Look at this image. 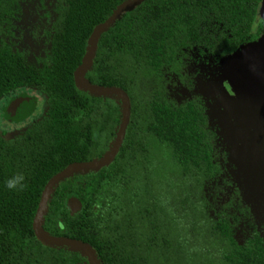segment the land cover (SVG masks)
I'll return each mask as SVG.
<instances>
[{
  "label": "trees",
  "instance_id": "1",
  "mask_svg": "<svg viewBox=\"0 0 264 264\" xmlns=\"http://www.w3.org/2000/svg\"><path fill=\"white\" fill-rule=\"evenodd\" d=\"M124 1L0 0V101L26 89L45 97L42 114L24 128L0 130V264H89L79 250L40 241L33 220L54 174L104 156L116 140L121 99L80 88L74 72L93 29ZM259 2L144 0L100 33L83 75L127 93L129 123L108 165L52 188L45 232L86 242L100 264H264V219L227 173L206 100L194 88L205 64L218 70L257 41ZM33 8L47 20L52 14L36 26L43 40L36 51L15 34ZM17 174L24 191L6 187ZM69 197L80 200L78 212L68 208Z\"/></svg>",
  "mask_w": 264,
  "mask_h": 264
},
{
  "label": "rangeland",
  "instance_id": "2",
  "mask_svg": "<svg viewBox=\"0 0 264 264\" xmlns=\"http://www.w3.org/2000/svg\"><path fill=\"white\" fill-rule=\"evenodd\" d=\"M28 15L16 23L20 44L36 51ZM195 91L207 103L210 123L217 129L226 152L227 173L254 216L264 219V27L257 41L226 56L221 67L208 63L197 77ZM35 100L33 117L24 121L5 118L3 107L16 96ZM45 97L34 90H21L0 101V130L13 134L42 114Z\"/></svg>",
  "mask_w": 264,
  "mask_h": 264
},
{
  "label": "water",
  "instance_id": "3",
  "mask_svg": "<svg viewBox=\"0 0 264 264\" xmlns=\"http://www.w3.org/2000/svg\"><path fill=\"white\" fill-rule=\"evenodd\" d=\"M143 1L144 0H127L120 3L105 21L98 24L93 29L89 37V46L87 48V51L83 56L81 64L74 72V81L80 88L86 89L91 93L98 95H116L121 99L123 104V114L115 142L113 143L111 149L104 156L90 161L72 162L65 166L61 171L54 174L44 186L33 220V231L35 236L40 241L49 245L68 246L79 250L83 255L87 257L89 264H100L96 258L94 249L89 244L80 239L70 238L67 236L50 235L42 229L41 221L45 213L48 197L50 196L52 188L58 183V181L68 177L69 175L77 171L97 170L103 166L108 165L115 158L122 145L131 112L130 100L127 93L123 89L118 87H103L93 84L85 79L83 73L89 67L91 59L96 52L98 37L100 33L106 30L124 11L139 5ZM257 19L264 21V0H260L258 4ZM33 109L34 104L31 103L25 104L24 106L19 105L9 113L8 117L16 120L19 118H24L26 115L30 114ZM67 206L71 210V212L75 213L80 210L82 204L78 198L69 197L67 199Z\"/></svg>",
  "mask_w": 264,
  "mask_h": 264
},
{
  "label": "flooded vegetation",
  "instance_id": "4",
  "mask_svg": "<svg viewBox=\"0 0 264 264\" xmlns=\"http://www.w3.org/2000/svg\"><path fill=\"white\" fill-rule=\"evenodd\" d=\"M44 11L45 10L42 9V8H39V9L33 8L32 9V12H30L28 9H25L24 10V14H23V15H25V14L28 15V17L31 19V21L29 23V26L30 27H29L28 30L30 31L31 39L34 42V45L36 46V48H39L43 44V40L41 41L34 34V32L36 31V28H37L36 26L38 25V22L40 20H42L44 24L48 25L49 21L52 18V14L49 15V20H47L46 18H42L41 13L44 12ZM39 42H41V43L39 44ZM13 100H11L8 103V105H6V106L3 107V109L5 111L4 112V116H5L6 119L11 120V121H24V120H27V119H30L31 117H33L34 113L36 112V110L34 111V109H33V111L30 114L26 115L24 118H19V119L16 120V119H13V118L8 117L9 113L12 112L15 107L21 105L20 103H18V104L13 103L12 102ZM34 108H36L35 103H34Z\"/></svg>",
  "mask_w": 264,
  "mask_h": 264
},
{
  "label": "clouds",
  "instance_id": "5",
  "mask_svg": "<svg viewBox=\"0 0 264 264\" xmlns=\"http://www.w3.org/2000/svg\"><path fill=\"white\" fill-rule=\"evenodd\" d=\"M25 177L23 174H17L13 178L6 181V187L9 190L24 191L27 185L24 183Z\"/></svg>",
  "mask_w": 264,
  "mask_h": 264
}]
</instances>
